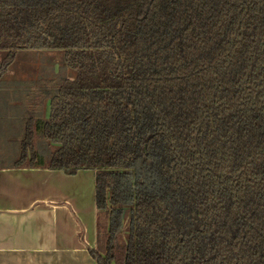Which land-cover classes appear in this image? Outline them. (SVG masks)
Returning <instances> with one entry per match:
<instances>
[{
	"label": "trees",
	"instance_id": "1",
	"mask_svg": "<svg viewBox=\"0 0 264 264\" xmlns=\"http://www.w3.org/2000/svg\"><path fill=\"white\" fill-rule=\"evenodd\" d=\"M24 49L74 72L12 167L95 172L97 264H264V0H0Z\"/></svg>",
	"mask_w": 264,
	"mask_h": 264
},
{
	"label": "crops",
	"instance_id": "2",
	"mask_svg": "<svg viewBox=\"0 0 264 264\" xmlns=\"http://www.w3.org/2000/svg\"><path fill=\"white\" fill-rule=\"evenodd\" d=\"M0 53L1 66L5 56ZM11 68L0 78V264H97L91 255L96 226L90 230L76 194L64 189L68 179L92 170L73 175L63 170L12 167L14 160H1L5 143L23 140L31 100L42 101L38 83L43 78L32 79L23 73L19 77L24 78L15 82ZM43 103L44 99L36 105L38 117ZM47 103L44 112L48 108L49 114Z\"/></svg>",
	"mask_w": 264,
	"mask_h": 264
},
{
	"label": "rangeland",
	"instance_id": "3",
	"mask_svg": "<svg viewBox=\"0 0 264 264\" xmlns=\"http://www.w3.org/2000/svg\"><path fill=\"white\" fill-rule=\"evenodd\" d=\"M3 55H6L5 51H1ZM1 54V53H0ZM12 71L16 73L13 81H18L21 78L19 75L28 73V77L38 80L40 78H52V77H65L70 76L74 72L70 69L65 60L64 54L60 51H50V50H20L17 54L16 60L12 64ZM32 72V76L31 73ZM4 77L6 76L3 75ZM13 74L9 78H12ZM3 79V78H2ZM40 81V80H39ZM50 97L44 98L43 109H40V115L43 118L48 117V106L46 104L49 102ZM43 102V100H42ZM20 144L17 141L10 143H5L2 147L5 149L1 154L2 161L6 163L12 162L20 150ZM38 147L42 153L45 155L49 152V146L46 141L41 140L38 143ZM68 184L64 187L70 194H76L75 198L77 201V206L82 210V214L85 216V220L89 225L90 230H92L93 225L97 224V206L95 204V172H83L75 178L68 179ZM97 244V243H96ZM96 244L94 248L96 247Z\"/></svg>",
	"mask_w": 264,
	"mask_h": 264
}]
</instances>
